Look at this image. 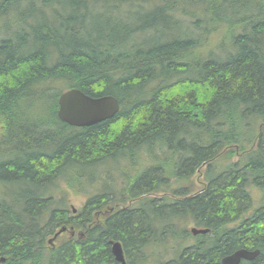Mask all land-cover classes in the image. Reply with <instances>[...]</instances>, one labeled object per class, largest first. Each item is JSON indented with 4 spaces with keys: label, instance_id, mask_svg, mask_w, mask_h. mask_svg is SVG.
<instances>
[{
    "label": "trees",
    "instance_id": "1",
    "mask_svg": "<svg viewBox=\"0 0 264 264\" xmlns=\"http://www.w3.org/2000/svg\"><path fill=\"white\" fill-rule=\"evenodd\" d=\"M0 184V264H264V0H0Z\"/></svg>",
    "mask_w": 264,
    "mask_h": 264
},
{
    "label": "water",
    "instance_id": "2",
    "mask_svg": "<svg viewBox=\"0 0 264 264\" xmlns=\"http://www.w3.org/2000/svg\"><path fill=\"white\" fill-rule=\"evenodd\" d=\"M57 117L60 121L75 127H85L94 125L103 120L113 117L119 110V102L112 95H102L92 97L77 88H70L61 92L57 98ZM73 212L76 208L73 207ZM72 230V227H70ZM66 231L63 226L55 232L48 240L51 243L61 232ZM189 231L192 235L204 234L208 232L206 228H198L191 226ZM74 232L71 231V235ZM111 252L118 264H125V258L121 243L119 241H111ZM258 254V249L249 250L240 248L223 256L220 260L221 264H239L241 260H252ZM4 258L0 261L3 262Z\"/></svg>",
    "mask_w": 264,
    "mask_h": 264
},
{
    "label": "rangeland",
    "instance_id": "3",
    "mask_svg": "<svg viewBox=\"0 0 264 264\" xmlns=\"http://www.w3.org/2000/svg\"><path fill=\"white\" fill-rule=\"evenodd\" d=\"M58 128H59V127H53V128L51 129V132L54 133V132L56 131V129H58ZM89 174H90L91 177H92V176H95V175H96V172H95L94 169H91V170L89 171ZM195 176H196V175H195ZM199 178H200V177H199ZM195 179H197V177H196ZM82 183H83V185H86V184L89 183V181H88V180H84ZM198 183H200L199 180H198ZM198 183H197V186H196V187H199V184H198ZM3 188H4V187L2 186V184H0V192L5 190V188H4V189H3ZM12 188H13V189H12ZM13 190H16V188H14V187L9 188V191H13ZM5 192H8V191H5ZM5 192H4L3 194H5ZM0 194H1V193H0ZM259 196H260V195L258 194V192L255 191V192H254V199H255V201L258 200ZM84 200H85V196H83V195L80 194V193H74V192H71V193L69 194V197H68V202L70 203V205H72V206L75 207V208H79V207H81L82 204H83V202H84ZM190 227H191V226H190ZM190 227H188V229H189Z\"/></svg>",
    "mask_w": 264,
    "mask_h": 264
}]
</instances>
